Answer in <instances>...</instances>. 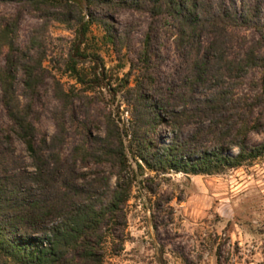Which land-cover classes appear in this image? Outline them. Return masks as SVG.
I'll return each instance as SVG.
<instances>
[{"label": "trees", "instance_id": "16d2710c", "mask_svg": "<svg viewBox=\"0 0 264 264\" xmlns=\"http://www.w3.org/2000/svg\"><path fill=\"white\" fill-rule=\"evenodd\" d=\"M7 3L15 5V12L10 17L0 14L1 100L36 169L34 173L23 170V159L0 139V261L104 264L100 249L114 229L126 225L123 206L129 193L121 182L113 187L102 172L87 178L80 167L126 164L131 152L153 171L211 175L264 154V144L249 142L250 132L264 124V0L240 8L236 0H0V7ZM85 4L150 12L174 35L185 64L176 82H158L160 47L152 24L125 79L123 96L131 115L129 144L116 120L107 115L104 134L80 122L77 141L64 156L62 149L70 137L68 115L76 98L89 100L90 96L66 90L45 65L49 25L53 20L74 21L84 36L99 21L112 41L125 37L113 31L108 18L90 12L86 21ZM75 8L79 14L73 13ZM28 10L42 22L23 46L19 29ZM250 30L256 33L254 39L246 33ZM82 58L86 54L75 42L68 68L89 88L105 85V74L96 73L87 80L78 68ZM20 69L23 92L18 85ZM132 73L135 84L127 86ZM50 77L60 104L53 112L56 132L46 136L35 120L41 89ZM244 85L248 89L239 92ZM163 125L172 129V136L158 141L157 130ZM123 245L124 240L116 250Z\"/></svg>", "mask_w": 264, "mask_h": 264}, {"label": "rangeland", "instance_id": "374dc122", "mask_svg": "<svg viewBox=\"0 0 264 264\" xmlns=\"http://www.w3.org/2000/svg\"><path fill=\"white\" fill-rule=\"evenodd\" d=\"M253 1L236 0L239 8ZM14 12L13 3L0 7V14L7 17ZM90 12L98 18H108L113 31L124 33L125 37L112 41L99 21L93 22L84 36L74 21L53 20L49 25L45 65L66 90L90 96L89 100L76 98L68 115L70 137L62 149L64 156L70 154L77 141L75 130L80 127V122L89 125L94 133L104 134L107 115L116 120L124 132L125 143L129 144L131 115L123 96L125 79L137 61L143 37L152 24L156 44L160 47V66L155 70L158 82H176L185 64L184 57L175 47L174 35L150 12L130 8H90L85 4L86 21ZM73 13L79 14L80 10L75 8ZM41 22L32 11L23 15L19 29L21 45L26 46L34 28ZM246 33L250 39L256 37L253 30ZM75 42L81 44V51L86 54L78 68L87 80L93 79L96 73L105 74V85L89 88V84L81 82L68 68L67 60ZM238 51V47L234 48V52ZM23 79L20 69V92L24 90ZM134 84L132 73L127 86ZM247 89L244 85L239 92ZM41 95L39 117L35 122L41 134L51 136L56 132L53 112L60 104L54 96V78H48ZM171 136V128L165 125L158 128V141ZM0 139L12 145L23 159V170L35 172L25 142L6 115L1 90ZM249 142L253 146L264 144V124L260 130L250 132ZM237 151L235 148L234 152ZM80 168L89 179L102 172L109 177L113 187L121 182L128 189L129 197L123 206L126 225L114 229L103 243L100 251L104 264H264V154L241 167L211 175L153 171L131 152H128L126 164L90 163ZM122 240L123 249L117 251ZM0 264L13 263L1 260Z\"/></svg>", "mask_w": 264, "mask_h": 264}]
</instances>
